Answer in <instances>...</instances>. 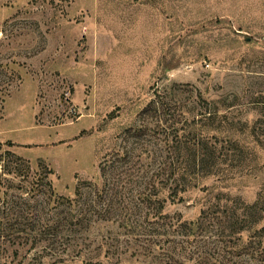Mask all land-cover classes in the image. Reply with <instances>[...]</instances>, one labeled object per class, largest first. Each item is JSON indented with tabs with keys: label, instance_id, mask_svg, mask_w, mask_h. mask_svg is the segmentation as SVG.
<instances>
[{
	"label": "rangeland",
	"instance_id": "rangeland-1",
	"mask_svg": "<svg viewBox=\"0 0 264 264\" xmlns=\"http://www.w3.org/2000/svg\"><path fill=\"white\" fill-rule=\"evenodd\" d=\"M157 96L171 108L152 112ZM141 125L135 153L181 158L189 173L160 219L112 193L106 218L67 227L56 252L21 239L0 264H264V0H0L9 194L45 216L54 195L72 197L123 131ZM196 156L207 160L203 177L191 172ZM27 182L29 195L17 188ZM204 215L220 228L175 234L172 222ZM242 226L252 230L238 240ZM249 235L253 248L236 247Z\"/></svg>",
	"mask_w": 264,
	"mask_h": 264
},
{
	"label": "trees",
	"instance_id": "trees-1",
	"mask_svg": "<svg viewBox=\"0 0 264 264\" xmlns=\"http://www.w3.org/2000/svg\"><path fill=\"white\" fill-rule=\"evenodd\" d=\"M154 104H157L159 107L154 106ZM167 105L169 107H166ZM149 106H153L151 108L152 112L160 109L164 111L165 108L169 110L171 108V105L164 102L160 96H157L156 100H151ZM143 129L142 125L140 127H127L123 131L125 136L122 142L117 147H114V149L102 154L92 174L87 175L86 178L76 183L72 197L54 195L53 200L48 203L49 213L46 212V214L41 210L46 214L45 216L35 215L33 214L34 209L26 208V199L24 200L22 196L9 194L8 190L11 186L8 180L5 177L0 178V256L7 251V247L16 243L17 245H14V247L15 250H18V244L21 239L25 244L29 242L28 251L33 248L34 244L42 242L43 249L52 253L56 252L54 250L58 249L57 245L61 242L58 236L67 227L88 224L94 214L98 218H106L105 212H108L111 208L110 204H115L113 202L109 204L106 197L112 193L117 194L116 192H122L127 197L130 194L135 200V205L137 202H140V205L144 204V208L147 209V216L160 219L158 208L168 200L173 202V190L177 186L184 185L186 181L185 176L189 173L182 166L181 158L177 157L174 160L165 156L157 157L151 152L152 155H149V157H140V153H145L146 150L135 153V147H133L135 143H130L129 140L140 139L144 131ZM179 130H181L180 127L176 132ZM185 147L189 149L188 146ZM138 160L141 161V164H139ZM206 163L207 160L201 159L198 156L194 157L192 167L190 168L191 172L196 176L198 175V177H203L201 172ZM0 167L2 174H9V170L7 171L5 165L0 163ZM139 174H142L145 180L148 178L146 185L139 186L137 181L131 179V177L134 178V176H138ZM17 175L21 174L17 172L14 176ZM168 183L174 184V186H169ZM31 184V182H27L26 185L20 184L17 188H20L21 193L29 195L32 189ZM165 190L170 191V193H164ZM129 199L131 200L129 202H134L131 198ZM178 199L180 201L182 198ZM200 216L196 220L181 221L177 219L172 222L175 234L193 239L197 234L215 229L216 224L220 228L221 222H216V218L205 217V215L201 218ZM84 219L86 220L83 222ZM131 221L133 219L122 217L119 220V226L122 228L130 227ZM151 222L159 226L155 220ZM235 223L233 221L231 225ZM22 230L33 232L37 237L20 238L18 237V233L22 232ZM251 230L252 226L246 228L242 226L233 231V233H241V236L238 237V240H240L242 234L249 233ZM253 237V235H249L245 243H242L241 240V243H237L236 247L253 248L250 247L251 243H253L251 241ZM226 248V245H223L221 250L225 251ZM262 249H264V245ZM263 255L264 252L262 251L261 256ZM222 256L224 255H221V258H224ZM221 261L220 259L219 262Z\"/></svg>",
	"mask_w": 264,
	"mask_h": 264
}]
</instances>
